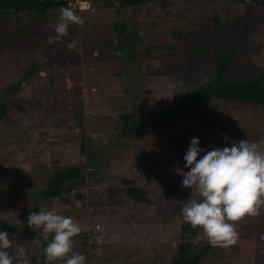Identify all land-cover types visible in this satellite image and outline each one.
<instances>
[{
	"label": "rangeland",
	"instance_id": "rangeland-1",
	"mask_svg": "<svg viewBox=\"0 0 264 264\" xmlns=\"http://www.w3.org/2000/svg\"><path fill=\"white\" fill-rule=\"evenodd\" d=\"M71 6L85 22L70 25L69 35L53 43L48 41L57 35L51 23L58 9L0 12V97L16 104L0 120V219L42 236L12 240L13 251L24 245L28 264H49L42 229L27 224L28 214L39 209L80 223L73 250L85 254L87 264H171L181 241L180 210L191 195L175 170L185 164L175 143L187 150L198 137L201 147L211 149L247 138L264 148V108L212 98L197 112L226 129L185 116L132 137L121 134L122 115L135 111L132 117L148 123L151 112L211 82L213 49H236L230 78L258 76L264 71V0H159L123 10L117 0H73ZM215 12L230 20L224 30ZM123 20L129 36L140 34L133 69L114 44H106L113 32L120 40L114 24ZM33 64L35 74L19 82ZM69 165L86 166L85 183L63 203L41 197L56 170ZM125 178L136 179L146 201L128 194L132 185ZM236 229V242L212 246L202 264H264V207L258 216L237 221ZM203 244L209 243L201 230L194 250Z\"/></svg>",
	"mask_w": 264,
	"mask_h": 264
},
{
	"label": "clouds",
	"instance_id": "clouds-1",
	"mask_svg": "<svg viewBox=\"0 0 264 264\" xmlns=\"http://www.w3.org/2000/svg\"><path fill=\"white\" fill-rule=\"evenodd\" d=\"M84 19L71 6H61L54 23L55 37L49 43L69 35L70 25H83ZM41 61L45 59L40 58ZM224 139L227 141V134ZM182 186L191 189L180 215L185 223L198 228L213 247H228L236 242V222L245 216L255 217L264 207V148L254 141L241 139L230 146L206 149L198 137L190 139L183 155ZM184 169H187L186 171ZM27 224L42 229L48 241L44 247L49 264H87L85 254L74 251V238L82 231L73 217L55 210L31 211ZM51 235V239L49 236ZM0 264H28L26 248L13 241L6 230H0Z\"/></svg>",
	"mask_w": 264,
	"mask_h": 264
},
{
	"label": "trees",
	"instance_id": "trees-1",
	"mask_svg": "<svg viewBox=\"0 0 264 264\" xmlns=\"http://www.w3.org/2000/svg\"><path fill=\"white\" fill-rule=\"evenodd\" d=\"M73 0H0V12L10 14L12 12H38L45 14L48 10L59 9L61 6H71ZM119 3L118 10H123L128 7L137 8L147 3H154L159 0H117ZM238 4L245 5L247 0H233ZM114 4V2H112ZM72 7V6H71ZM217 27L222 30L225 29L226 23L230 20H222L220 14L215 12L214 16ZM126 21L123 20L120 25L114 24L117 31L116 36L119 37V41H115L114 32L108 34L107 43L114 44L117 52L122 58L129 59V68L133 69L138 66L135 59V48L141 45L140 34L138 32L135 35L126 31ZM111 36V37H110ZM129 36V37H128ZM128 37V38H127ZM142 46V45H141ZM196 52H205L203 47H196ZM124 53V54H123ZM215 55V66H213L211 82L202 86L199 89L181 93L171 105L165 107L159 111L151 112L153 117L145 122L144 116L138 120L134 115L135 111L131 113H125L123 117L122 135L130 136L136 135L141 130L148 129H164L171 123H178L183 117L190 116L194 120L201 123L203 126L208 127L211 124H216L226 129V124L214 120L209 114H204L203 111L197 112L201 109L205 103L212 98H224L228 100L246 101L252 102L257 106L264 108V71L258 76L252 78H240L234 80L229 77V71L232 69V63L236 57V49L229 48L224 50L213 49ZM37 64H33L25 73L20 77L19 82L32 77L37 71ZM136 71H134L135 73ZM136 73L134 79H136ZM28 84V82H27ZM17 84L13 85V88H17ZM16 104H9L4 98L0 97V120H3L11 112V108H15ZM200 108V109H199ZM23 109V108H21ZM146 123V124H145ZM175 143V141H173ZM109 143H107L108 145ZM177 144V145H176ZM178 151L182 156L186 152L183 145L175 143ZM94 173V171H92ZM87 169L84 165H69L64 169H58L53 176L48 180L46 187L40 191L41 197L48 198L52 201L54 198H59L60 201L65 202V195L74 191L77 186L85 183L87 179ZM162 178V177H160ZM128 184L132 186L128 189V194L136 201H146V194L144 189L137 184L135 178H125ZM112 193H116V190H111ZM67 196V195H66ZM76 197L83 199L84 194L77 192ZM41 230L40 228H38ZM0 230H6L10 234L12 240H19L21 238H27L33 240L41 238L37 231L31 229H25L13 223H8L5 220L0 219ZM201 232V229L193 228L190 224L182 221L181 223V241L178 244L177 255L172 259L171 264H202L205 257L209 253L212 245L203 244L198 250H194L193 239H195ZM83 235H87L83 233ZM51 237V235L49 236ZM47 242H44V247Z\"/></svg>",
	"mask_w": 264,
	"mask_h": 264
},
{
	"label": "built area",
	"instance_id": "built-area-1",
	"mask_svg": "<svg viewBox=\"0 0 264 264\" xmlns=\"http://www.w3.org/2000/svg\"><path fill=\"white\" fill-rule=\"evenodd\" d=\"M71 3H72V1H71Z\"/></svg>",
	"mask_w": 264,
	"mask_h": 264
}]
</instances>
